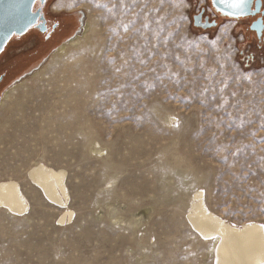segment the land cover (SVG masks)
<instances>
[{"label": "rangeland", "instance_id": "1", "mask_svg": "<svg viewBox=\"0 0 264 264\" xmlns=\"http://www.w3.org/2000/svg\"><path fill=\"white\" fill-rule=\"evenodd\" d=\"M61 1L71 33L0 103L89 16L95 34L0 113V180L30 200L24 217L0 208V264H215L188 221L198 189L226 220L264 224L263 55L211 0ZM202 9L218 26L194 25ZM39 161L67 172L65 223L26 179Z\"/></svg>", "mask_w": 264, "mask_h": 264}, {"label": "bare ground", "instance_id": "2", "mask_svg": "<svg viewBox=\"0 0 264 264\" xmlns=\"http://www.w3.org/2000/svg\"><path fill=\"white\" fill-rule=\"evenodd\" d=\"M65 2L62 0L57 8L65 7ZM94 24V18L89 16L83 37L62 44L52 54L45 67L35 72L28 81L24 80L22 85H16L6 91L0 103V113L7 110L12 100L39 84L49 73L50 68L59 64L60 60L73 49L82 47L85 39L92 40L91 35L93 32L95 34ZM26 179L29 181H27L29 186L40 192L45 200L63 209L58 219L60 223L73 218L75 213L69 207L70 193L66 182V170L39 161L28 170ZM20 181L18 177L0 180V208L15 217H24L30 209V200ZM188 221L205 241H212L215 244V264L217 262L218 264H264V224L259 221L236 224L226 220L209 208L203 189L196 191ZM205 237H214V239H205Z\"/></svg>", "mask_w": 264, "mask_h": 264}, {"label": "flooded vegetation", "instance_id": "3", "mask_svg": "<svg viewBox=\"0 0 264 264\" xmlns=\"http://www.w3.org/2000/svg\"><path fill=\"white\" fill-rule=\"evenodd\" d=\"M261 2L262 5L258 12H252L249 16L238 20L243 21L246 42H255V50L264 57V23L261 22L264 20V0ZM50 3L51 0L44 6L40 3L36 4L35 11L42 10L37 24L27 34L13 37L0 55V94L9 87L13 80L25 74L29 66L34 63L33 61L58 46L71 33L76 21L75 16L53 14L50 10ZM253 7L257 8L256 5ZM203 11V22L205 23L208 17L206 9H202L199 14ZM32 41H35L32 47L23 49L25 44ZM10 54L12 55L9 56Z\"/></svg>", "mask_w": 264, "mask_h": 264}, {"label": "water", "instance_id": "4", "mask_svg": "<svg viewBox=\"0 0 264 264\" xmlns=\"http://www.w3.org/2000/svg\"><path fill=\"white\" fill-rule=\"evenodd\" d=\"M49 0H0V55L5 51V48L9 42L13 39H6L12 32L18 33L16 36H23L27 34L38 22L41 16V9L34 11L37 3L43 6L48 3ZM212 6L215 11L224 18L241 19L249 16L252 12L249 11L246 16L236 17L230 16L228 13L231 11L226 5H223L219 0H211ZM259 9L262 5L261 0L258 3H254ZM252 5V6H253ZM256 13V12H254ZM203 14L194 16V25L198 28L205 30L218 26V22L214 20L210 21L207 17L205 23L203 22Z\"/></svg>", "mask_w": 264, "mask_h": 264}, {"label": "snow or ice", "instance_id": "5", "mask_svg": "<svg viewBox=\"0 0 264 264\" xmlns=\"http://www.w3.org/2000/svg\"><path fill=\"white\" fill-rule=\"evenodd\" d=\"M219 2L223 5H226L229 9H231V11L228 13V15L230 16L243 17L246 16L249 11L251 12L259 11L258 8L252 6L254 3H258L259 0H219ZM261 22L264 23V20H262ZM125 31H127V27H125ZM17 34L18 33L16 32H12L9 36L6 37V39H11L12 37H15ZM176 126L178 127L179 125L177 124ZM205 239H214V237H205Z\"/></svg>", "mask_w": 264, "mask_h": 264}]
</instances>
